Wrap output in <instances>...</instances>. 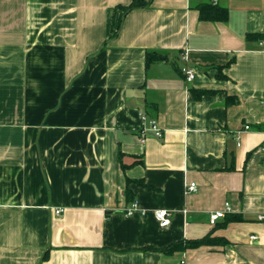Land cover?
<instances>
[{"label": "crops", "instance_id": "1", "mask_svg": "<svg viewBox=\"0 0 264 264\" xmlns=\"http://www.w3.org/2000/svg\"><path fill=\"white\" fill-rule=\"evenodd\" d=\"M131 2L0 0V264H264V0Z\"/></svg>", "mask_w": 264, "mask_h": 264}, {"label": "trees", "instance_id": "2", "mask_svg": "<svg viewBox=\"0 0 264 264\" xmlns=\"http://www.w3.org/2000/svg\"><path fill=\"white\" fill-rule=\"evenodd\" d=\"M151 0H132V2L129 5H118L117 8L122 9L124 13L129 12L132 9L146 7L150 4ZM199 9V15L201 19L204 20H212V21H226L229 17V11L225 7H221L219 5H216L214 3H202L198 6ZM114 26V25H113ZM112 26V33L110 35V38H114L118 35L119 32V26L117 28H113ZM263 37V34H257V33H248V38H255V37ZM168 56L166 54H163L156 50H149L146 53V67L148 68L149 65H151L154 62L167 60ZM220 69L222 67H219ZM198 92V94L196 93ZM206 92V91H205ZM204 91H197L194 90V93H196V96H201V94L205 93ZM131 179H128V183H130ZM143 185L148 186L144 181L138 180ZM127 194L129 195V189H127ZM243 220V216L238 214H230L227 216L226 223L232 222V221H241ZM227 240L225 238H218L213 237L211 234H208L204 237L197 238V239H182L178 240L166 248H164L162 251L166 253H171L177 250L185 251L187 249L191 248H198L203 245H211L215 243H226ZM152 248V247H150ZM154 249V248H152Z\"/></svg>", "mask_w": 264, "mask_h": 264}, {"label": "built area", "instance_id": "3", "mask_svg": "<svg viewBox=\"0 0 264 264\" xmlns=\"http://www.w3.org/2000/svg\"><path fill=\"white\" fill-rule=\"evenodd\" d=\"M217 0H214L216 2ZM184 57V55H183ZM182 73L185 75L186 80L188 82L194 80L196 76V71L193 67L190 66H184L182 67ZM140 140L142 143H145L150 137L155 138H162L164 129L160 126V123L157 118L148 115L145 111L140 112ZM249 126H246V129H248ZM198 189V185L196 182H191L187 185V191H196ZM232 208L229 203H226V206L222 210H218L215 212H212L209 215V222L212 225H215L219 219L224 218L228 211H230ZM63 208L55 209L56 214H61L63 212ZM137 212H140L141 214H145V210L141 208L138 202H133L132 205L125 210V214L127 215H134ZM154 215L156 219L159 221L160 225L167 226L170 224L171 221V211L167 209H156L154 211ZM260 219H264V215L259 216ZM252 239H256L257 236L253 235L251 236Z\"/></svg>", "mask_w": 264, "mask_h": 264}]
</instances>
